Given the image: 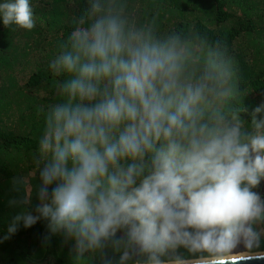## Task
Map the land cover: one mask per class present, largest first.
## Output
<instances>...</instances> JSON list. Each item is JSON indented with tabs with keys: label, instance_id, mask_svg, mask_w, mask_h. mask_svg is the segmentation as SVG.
<instances>
[{
	"label": "clouds",
	"instance_id": "clouds-1",
	"mask_svg": "<svg viewBox=\"0 0 264 264\" xmlns=\"http://www.w3.org/2000/svg\"><path fill=\"white\" fill-rule=\"evenodd\" d=\"M0 21L32 30L30 0H0ZM49 67L61 99L33 157L39 205L31 174L15 177L9 234L43 219L76 264H114L109 248L115 264L264 260V103L242 119L226 53L138 24L125 0H87Z\"/></svg>",
	"mask_w": 264,
	"mask_h": 264
},
{
	"label": "trees",
	"instance_id": "trees-1",
	"mask_svg": "<svg viewBox=\"0 0 264 264\" xmlns=\"http://www.w3.org/2000/svg\"><path fill=\"white\" fill-rule=\"evenodd\" d=\"M125 2L128 13L138 24L151 25L161 35L177 33L198 49L226 53L234 72L237 104L243 107L240 115L251 122L254 109L264 103V0ZM30 3L35 17L32 30L4 26L0 21V123L7 119L12 124L9 128L0 125V231L5 230L8 235H12L8 227L14 216L25 207L10 204L23 195L14 189L13 180L35 170L33 157L38 150L44 111L61 99L53 87L61 77L53 74L49 62L87 8V0H30ZM30 54L42 58L33 61ZM19 67L23 79L31 67L25 82L20 83L15 77ZM261 118L264 113L257 116ZM30 179L32 188L35 178ZM34 193L31 211L36 214L39 199H35ZM57 236H49L47 221L43 219L31 228L21 223L14 241L24 242L25 246L16 245L20 251L12 257H0V264H44L48 257L64 264L57 257ZM258 251H264V239ZM107 253L115 264V254L111 250ZM181 256L194 258L186 249ZM92 264H101V259Z\"/></svg>",
	"mask_w": 264,
	"mask_h": 264
},
{
	"label": "rangeland",
	"instance_id": "rangeland-1",
	"mask_svg": "<svg viewBox=\"0 0 264 264\" xmlns=\"http://www.w3.org/2000/svg\"><path fill=\"white\" fill-rule=\"evenodd\" d=\"M30 50V49H29ZM36 54V53H35ZM35 54H30V59L34 60H40L42 58V56H36ZM28 60H30L29 58H27ZM31 68V67H30ZM30 68H28L26 70V78L28 77V75L30 74ZM20 67L16 70L15 77L17 78V80L21 83V82H25L26 78L23 79V75H21L20 71ZM18 118V115L14 117V121ZM10 121V120H9ZM9 121L6 119L5 123L2 122L0 123V125L5 126L7 128H9ZM12 125V124H10ZM43 128V127H42ZM31 176L35 178V182L32 184V188H31V193L33 194V191L35 192V188L36 185L39 184V174L35 170H33L32 172H30ZM262 183V192L264 193V180L261 181ZM1 192V191H0ZM2 194V193H1ZM34 196V195H33ZM35 199H38V197L35 195ZM32 201H33V197H32ZM32 204V203H31ZM39 205V204H38ZM31 234V233H30ZM29 232L28 235L30 236ZM59 237L58 242H57V248H56V252H57V257L64 263V264H76V260H75V251H74V241L71 240H67L63 234H57ZM16 245L19 247L20 245L25 246L24 242H18L16 243L14 241V233L12 235H8L6 234L5 230L0 231V257L7 255V256H15L18 251H20L18 249V247H16ZM111 250V248L107 249V251ZM112 251V250H111ZM185 252L184 248H179L177 249L175 255H183ZM235 254H237L236 252H234ZM100 257L97 256L93 259V262H97ZM92 262V263H93ZM44 264H59L57 262L56 259L52 258V257H48L47 261Z\"/></svg>",
	"mask_w": 264,
	"mask_h": 264
},
{
	"label": "water",
	"instance_id": "water-1",
	"mask_svg": "<svg viewBox=\"0 0 264 264\" xmlns=\"http://www.w3.org/2000/svg\"><path fill=\"white\" fill-rule=\"evenodd\" d=\"M245 249H236L234 252L241 253L245 252ZM239 264H264V260H249V261H240Z\"/></svg>",
	"mask_w": 264,
	"mask_h": 264
},
{
	"label": "flooded vegetation",
	"instance_id": "flooded-vegetation-1",
	"mask_svg": "<svg viewBox=\"0 0 264 264\" xmlns=\"http://www.w3.org/2000/svg\"><path fill=\"white\" fill-rule=\"evenodd\" d=\"M262 183L258 186V188H257V191L260 193V195L262 196V197H264V193L262 192V190H263V188H262ZM262 239H264V238H262ZM244 249V247H243V245H240L237 249ZM236 250V249H235ZM241 253H244V252H241ZM241 253H237V254H241Z\"/></svg>",
	"mask_w": 264,
	"mask_h": 264
}]
</instances>
